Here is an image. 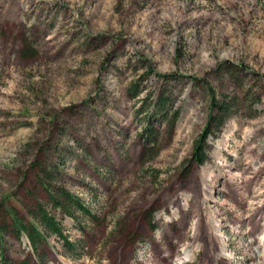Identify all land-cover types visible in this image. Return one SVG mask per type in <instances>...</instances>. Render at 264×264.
Returning a JSON list of instances; mask_svg holds the SVG:
<instances>
[{"label":"rangeland","instance_id":"obj_1","mask_svg":"<svg viewBox=\"0 0 264 264\" xmlns=\"http://www.w3.org/2000/svg\"><path fill=\"white\" fill-rule=\"evenodd\" d=\"M40 203L77 247L16 264H264V0H0V219Z\"/></svg>","mask_w":264,"mask_h":264},{"label":"trees","instance_id":"obj_2","mask_svg":"<svg viewBox=\"0 0 264 264\" xmlns=\"http://www.w3.org/2000/svg\"><path fill=\"white\" fill-rule=\"evenodd\" d=\"M205 146L202 142L196 144L195 146V159L198 163H203L205 161ZM65 198H59L57 195L51 196V201L57 207H62L70 216H74L73 208L78 207L79 210L83 212L90 213V210L87 206L80 201L78 197H75L73 194L67 191H63ZM264 203L261 206V209L264 208ZM30 214V219L25 221L23 215L15 207L9 208L7 216L4 220L0 219V243H4V231L8 230V226L11 225L15 231V235L20 237L22 233H25L36 252L38 254L39 260L42 262L45 261V258L41 255V247L49 243L48 237L51 234L57 235L63 242L66 250H74L77 247L78 242L71 240L64 232V229L60 221L52 214L47 207L40 203L36 209L33 210ZM41 245V246H40ZM0 264H16L13 262L9 256L5 255V249L0 245ZM26 263V260L22 261V264Z\"/></svg>","mask_w":264,"mask_h":264},{"label":"bare ground","instance_id":"obj_3","mask_svg":"<svg viewBox=\"0 0 264 264\" xmlns=\"http://www.w3.org/2000/svg\"><path fill=\"white\" fill-rule=\"evenodd\" d=\"M186 257H187V255H186ZM186 257H185V258H186Z\"/></svg>","mask_w":264,"mask_h":264}]
</instances>
